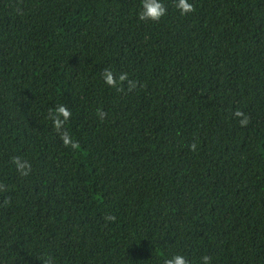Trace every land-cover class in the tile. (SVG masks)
Instances as JSON below:
<instances>
[{
	"label": "trees",
	"instance_id": "obj_1",
	"mask_svg": "<svg viewBox=\"0 0 264 264\" xmlns=\"http://www.w3.org/2000/svg\"><path fill=\"white\" fill-rule=\"evenodd\" d=\"M188 2L0 0V264H264V0Z\"/></svg>",
	"mask_w": 264,
	"mask_h": 264
},
{
	"label": "clouds",
	"instance_id": "obj_2",
	"mask_svg": "<svg viewBox=\"0 0 264 264\" xmlns=\"http://www.w3.org/2000/svg\"><path fill=\"white\" fill-rule=\"evenodd\" d=\"M176 8L179 10L180 14L183 15L185 13L192 11V5L188 2V0H176ZM165 13V8L161 3V0H142L141 10L139 12V19L140 20H150V21H157L159 20ZM120 80H124L125 76L122 74L119 77ZM104 80L107 84L113 85L114 80L112 73L108 70H104ZM57 111L64 115L65 118L68 116V112L65 108L60 107ZM236 115H240L237 113ZM244 123V121H241ZM63 142L68 145L71 143L70 138L67 134L63 136ZM75 145H73L74 147ZM203 264H208V258H202ZM165 264H186L185 260L181 256H173L171 259L165 261Z\"/></svg>",
	"mask_w": 264,
	"mask_h": 264
}]
</instances>
